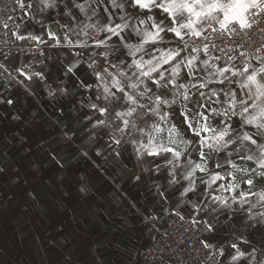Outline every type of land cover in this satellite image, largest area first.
Returning <instances> with one entry per match:
<instances>
[{"label":"snow or ice","instance_id":"1","mask_svg":"<svg viewBox=\"0 0 264 264\" xmlns=\"http://www.w3.org/2000/svg\"><path fill=\"white\" fill-rule=\"evenodd\" d=\"M18 6L28 27L27 35L13 32L17 39L44 44L43 36L32 34L39 28L53 41L51 48L66 50L58 68L64 87L49 94L69 99V86L82 90L73 108L84 114L56 140L40 136L41 149L58 170L54 179L29 160L24 167H0V188L21 189L37 208L45 200L50 207L62 204L75 177L62 174L60 144L85 138L95 143L107 136L116 158L121 146L131 149L143 164L132 179L170 214L187 206L212 233L218 227L214 221L230 227L234 215L253 227L259 217L264 226V185L254 190L264 181V45L250 51L221 46L242 33H264V0H28ZM56 21L62 22L63 42L47 27ZM21 75L32 79L22 70ZM33 75L47 80L43 71ZM14 135L17 143H27L28 137ZM193 146L198 160L192 159ZM208 153L217 156L216 171L209 168ZM198 174L208 175L199 188ZM77 191L86 197L87 183L81 180ZM11 209L0 204V212ZM73 228L81 230L79 237L70 235ZM59 233V240L50 242L54 264H99L98 241L77 243L86 240L80 221L62 225ZM203 243L224 264H264L255 247L247 251L232 243L225 252L211 240ZM120 256L118 251L115 264H126Z\"/></svg>","mask_w":264,"mask_h":264},{"label":"crops","instance_id":"2","mask_svg":"<svg viewBox=\"0 0 264 264\" xmlns=\"http://www.w3.org/2000/svg\"><path fill=\"white\" fill-rule=\"evenodd\" d=\"M61 24V21L51 22L47 27L63 42L64 29ZM27 27V23L22 22L18 32L27 35ZM32 34L43 36L44 39L47 37L39 28ZM42 53L26 56L15 51L8 56L0 55V62L6 67L32 75L27 88L0 95V167H24L31 160L43 168L46 176L54 179L58 170L48 159L47 152L41 149L40 136L42 134L47 141L56 140L61 131L66 126L74 125L84 111L76 112L73 108L74 99L82 90L69 86L68 91L73 94L69 99L49 94L50 90L59 92L64 87L58 68L66 50L48 47ZM40 71L44 72L47 80L33 75ZM9 99L14 103H6ZM61 107L63 113L59 111ZM13 115L19 118L14 120ZM173 119L177 125L181 124L179 109L173 110ZM17 132L20 136L28 137L27 143H17L14 135ZM27 149H31V152H27ZM97 151L101 154L97 155ZM119 151L120 158L112 155L107 136L95 143L85 138L66 146L60 144L58 154L64 158L62 174L71 173L75 179L70 194L63 198L62 204L57 202L54 207H50L45 200L37 208L21 189L11 185L6 189L0 188V196L15 193L9 200H0V204L12 205L11 211L0 212V264H54L57 254L50 242L59 240V228L70 221H80L82 228H86V240L78 239V244L99 242V264H115L118 251L121 252L119 259L126 264H146V252L158 242L159 229L168 224L170 208H161L160 202L148 194V189L132 179L143 164L132 156L131 149L123 145ZM197 153L198 149L193 146V160H198ZM208 155L209 168L216 171L214 165L217 156L215 153ZM220 171L223 173L227 169ZM206 179L207 174H198L196 187L199 188L201 181ZM81 180L88 185L86 197L77 191ZM262 185L264 181H258L254 190H260ZM45 191L42 190L41 195ZM195 202L196 198L193 199ZM176 213L197 221L200 219L192 215L187 206L178 208ZM144 215H156L157 222L145 224ZM259 221L257 217L258 226L253 227L252 221L234 215L229 227L228 222L216 220L214 223L218 227L209 240L223 246L225 252L230 250L232 243H237L242 250L247 251L255 247L264 257V226H259ZM80 231L73 228L70 235L79 237ZM21 232L23 240L20 238ZM241 239L248 243H241Z\"/></svg>","mask_w":264,"mask_h":264},{"label":"built area","instance_id":"3","mask_svg":"<svg viewBox=\"0 0 264 264\" xmlns=\"http://www.w3.org/2000/svg\"><path fill=\"white\" fill-rule=\"evenodd\" d=\"M21 2L27 3L28 0H0L1 56H8L15 51L26 56L37 55L53 43L48 36L44 39L46 43L38 45L35 40H19L13 35L14 31L18 32L22 23V12L18 6ZM5 24L7 28L4 27ZM241 45L243 47H240ZM261 45H264V33L253 30L226 39L221 46L237 47L240 51H250L252 48ZM29 82L30 80L21 75L20 69H10L0 62L1 96L13 93L18 89H25ZM193 220L195 219L179 213L171 214L168 224L159 229L158 242L147 250L146 264H223L222 258L210 254L214 249L204 247L203 242L206 239L209 240L213 233L207 231L203 223L197 220H195L196 223H193ZM143 222L155 224L157 216L144 215ZM212 244L219 247L215 243Z\"/></svg>","mask_w":264,"mask_h":264}]
</instances>
